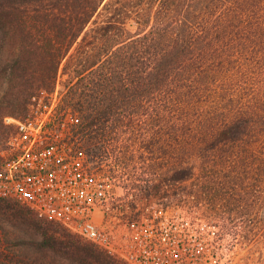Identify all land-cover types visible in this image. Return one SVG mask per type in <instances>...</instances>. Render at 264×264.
Instances as JSON below:
<instances>
[{
  "label": "trees",
  "instance_id": "1",
  "mask_svg": "<svg viewBox=\"0 0 264 264\" xmlns=\"http://www.w3.org/2000/svg\"><path fill=\"white\" fill-rule=\"evenodd\" d=\"M63 78L73 139L127 168L131 222L169 199L264 254V0H0V151L16 127L6 118ZM0 208L38 233L22 243L35 255L0 237V264H53L61 250L119 264L13 199Z\"/></svg>",
  "mask_w": 264,
  "mask_h": 264
},
{
  "label": "built area",
  "instance_id": "2",
  "mask_svg": "<svg viewBox=\"0 0 264 264\" xmlns=\"http://www.w3.org/2000/svg\"><path fill=\"white\" fill-rule=\"evenodd\" d=\"M33 100L30 112L37 117L26 120L6 118L8 124L16 126V132L2 152L1 198L13 199L30 207L40 216L61 224L128 264H184L185 260L197 257L196 252L189 251L185 258L184 246L198 239V230L189 222L188 215L182 220H187L185 230L191 238L179 234L174 239L151 238L135 243L131 239V227L141 220L131 222L125 219L122 224L111 223L112 209L108 200L113 198V193L108 185L109 178H101L95 173L94 162L83 141L72 137L71 126L80 124L78 113L71 109L59 113L53 109L52 117L41 118L40 114L51 111L42 110L43 107ZM155 204L160 210L156 211L154 219H163L170 207ZM151 207L146 209L151 210ZM99 212L105 219L101 224L96 221ZM206 224L212 226V233L216 235L218 226ZM169 242L176 244V248L163 247Z\"/></svg>",
  "mask_w": 264,
  "mask_h": 264
},
{
  "label": "rangeland",
  "instance_id": "3",
  "mask_svg": "<svg viewBox=\"0 0 264 264\" xmlns=\"http://www.w3.org/2000/svg\"><path fill=\"white\" fill-rule=\"evenodd\" d=\"M63 84L64 78L62 79V84L59 85L56 90L57 92L53 96L48 97L45 95L39 97L37 101L33 100L39 107H43L42 110L49 109V111H51V113L48 112L47 114H40L41 118H46L47 116L52 117L53 109L57 112L60 103V92L64 89ZM31 108L32 104L30 106V110ZM32 116L33 118L37 117V115H34L31 111L25 118L18 119L26 120ZM15 132L16 127L13 129V134ZM4 149L5 148L3 147L0 151V163L3 159L2 152ZM93 169H95V173L101 176V178H109L108 185L111 188V193H113V198L108 200L112 209V214L110 215L111 223L114 222L122 224L125 219H130L131 221V217H134L135 213L131 212V190L129 188L131 180L129 174L127 173V168L118 166L115 160L110 158L104 161L94 162ZM162 204L165 208L170 207L168 209V213H166L167 215H163V219H154V214L156 211L158 212L160 210L155 203L151 204V210L145 208L139 212L137 218L141 220V222L134 227H131V239H133V242H145V239L150 240L151 238L160 240L162 237L174 239V236H179V234L183 237L191 238L185 230L187 220H182L183 217H187L188 215L190 218L189 222L194 224V228L198 230V239L197 241L184 246L185 258L187 257L186 253L189 251L196 252L197 257L192 260H185L184 264H264V254L260 245L243 244V240L240 235L232 234L230 232L231 230L225 228V225L222 222L218 221L213 216L215 218L214 219L212 215H206L204 210L188 206H174L173 200L169 199L163 201ZM34 212L40 218H46L40 216L36 211ZM46 219L51 220L49 218ZM200 219H206L211 225L218 226L217 230L219 231H217V234L215 235L212 233L214 229H211L210 227L212 226L206 224L208 223L207 221H205L206 223H203ZM96 221L99 224L104 223L105 219L101 212L97 213ZM62 228L86 242V240L80 237L77 233L68 230L64 226ZM34 229L35 228L32 227V224L20 221L17 217H15L13 210L0 208V237L3 238V245L6 246L4 248H8V246H10L12 250H17V252L22 250V252L35 255L34 248L22 245L23 242H29V240L38 238V233ZM183 230L184 232H182ZM159 244L162 245V243ZM232 245L233 248H231ZM163 247L175 249L176 244L169 242V244H163ZM48 254V259L54 262L53 264H77L74 259L67 256V253L64 250H61L60 252L49 251ZM106 254L108 255V253ZM111 257L119 264H128L120 258L114 256Z\"/></svg>",
  "mask_w": 264,
  "mask_h": 264
}]
</instances>
